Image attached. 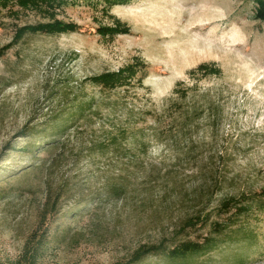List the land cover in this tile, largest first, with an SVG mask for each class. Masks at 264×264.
Segmentation results:
<instances>
[{"label": "rangeland", "instance_id": "1", "mask_svg": "<svg viewBox=\"0 0 264 264\" xmlns=\"http://www.w3.org/2000/svg\"><path fill=\"white\" fill-rule=\"evenodd\" d=\"M255 7L253 0H65L54 10L0 3V264H113L140 244L207 237L211 248L188 264H264L262 197L242 213L219 208L226 197L264 193V20ZM52 15L76 30L25 31L1 50L19 27ZM117 22L127 32L98 31ZM127 65L128 84L90 80ZM78 104L87 105L79 129L45 148L37 126ZM33 140L41 142L31 152ZM62 152L67 162L49 179L66 185L44 212L45 166ZM212 159L222 182L209 216L181 230L209 189ZM119 184L125 190L117 194ZM213 221L225 225L220 232Z\"/></svg>", "mask_w": 264, "mask_h": 264}, {"label": "trees", "instance_id": "2", "mask_svg": "<svg viewBox=\"0 0 264 264\" xmlns=\"http://www.w3.org/2000/svg\"><path fill=\"white\" fill-rule=\"evenodd\" d=\"M10 1H16L21 7L23 8H36V7H42L45 6L48 9L54 10L55 7L59 6L60 4L64 3L65 0H0V3L2 5H6ZM256 4L254 17L258 20H264V0H253ZM117 25L114 26H103L99 27L98 31L106 34H112V33H125L127 32V29L124 27H121L118 22L115 23ZM77 25L73 22H65L60 19L52 18L45 22H39L37 24H31V25H24L19 27L15 35L13 36V39L5 46L2 47V51L9 48L12 43L16 42L25 31H32V32H43V33H63L67 31H74L76 30ZM127 73V74H126ZM134 73V69L132 66L127 65L126 67L119 69L117 71H107L100 73L98 75H94L90 78L94 83H97L98 85H101L102 88H114L129 81L130 77ZM87 108L86 104H78L74 106V109H71L72 111L66 113L63 112L57 117L50 116L45 121L46 123L42 124L40 127L37 126L38 131H42L44 135L42 136L43 139H47L45 141L46 147L49 150L54 149L58 144H64L69 140V134L66 132L69 127L73 128V131H77L79 129V124L77 125L79 121V115ZM32 128V127H31ZM86 129V126H85ZM103 129L102 125L101 128ZM106 131H102V134H105ZM31 133H26V131H22L18 134L19 137H28ZM99 135V136H101ZM109 133L104 136L103 140L99 141L97 139V142H104V140L109 137ZM74 137V135H73ZM116 135L112 137L113 142H116ZM35 142L40 143L41 141L33 140L30 141L27 145V147L30 148V151L33 152L37 149L38 145H35ZM94 140H89L86 142L87 146H93L95 145ZM40 146V145H39ZM84 150V149H83ZM64 152V151H63ZM59 153L57 155L54 154L48 161L47 165L45 166V181H44V189L46 192L45 201L43 203V211L45 212L48 210V208H54L56 205L58 198L63 191L66 181L59 182V187H52V182L49 179V175L52 172V168H56L59 165L58 162L61 164L63 162H67V158L64 156V153ZM82 152V149L77 151V154H80ZM214 160L212 159L211 162V172L209 177V192L204 191V194H199L197 196L198 201H193L195 204L194 208L196 209L193 214L190 216H187L183 219L182 224L180 225L179 229H184L188 227L196 226L199 223H202L207 220L209 214L207 212L208 203L210 202V197L213 193V189L216 186H219L221 184V174H220V166H218V163L216 166H214ZM44 164V163H43ZM60 164V165H61ZM115 193L120 194L121 192H124V188L121 184L116 185L115 188H113ZM208 193V195H207ZM260 193H247L242 194L239 197L235 196H229L221 200L219 208L222 210H227L230 207H235L237 210H241L242 212L247 211L248 205L247 202L249 199L253 198V196H260L262 197L261 200L264 201V193L259 195ZM207 196V199L205 202L201 199L202 196ZM196 199V200H197ZM204 202V204H203ZM208 202V203H207ZM247 208V209H246ZM70 212H74V209H71ZM212 225V228L218 232H220L221 227L225 226L223 223H220L218 221H213L210 223ZM214 237H207L202 242H196L191 240H184L182 242H179L177 244L172 245L170 247L167 245V243L163 240H160L157 243H151V244H140L138 245L132 252L130 253L129 257L125 261H116L113 264H138L144 259H149V262L153 264H188V260L192 258L193 256H197L200 254H203L208 249L211 248V243L213 242ZM34 253V250L31 251L30 247L26 249L25 251V260L32 257V254Z\"/></svg>", "mask_w": 264, "mask_h": 264}]
</instances>
